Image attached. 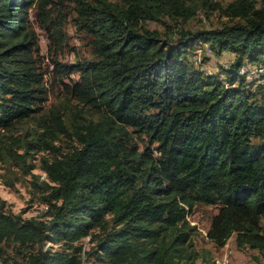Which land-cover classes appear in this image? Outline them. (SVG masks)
<instances>
[{"label":"trees","instance_id":"obj_1","mask_svg":"<svg viewBox=\"0 0 264 264\" xmlns=\"http://www.w3.org/2000/svg\"><path fill=\"white\" fill-rule=\"evenodd\" d=\"M69 1L67 10L63 0H0V129L41 112L48 98L32 16L52 56L68 43V21L92 54L53 60L58 75L77 74L62 82L76 104L52 110L36 137L56 152L42 166L47 180L34 182L45 213L23 218L0 202V244L12 239L24 255L0 264H82L88 236V264H195V204L218 206L206 232L216 246L235 233L238 247L264 255V73L258 83L239 73L243 59L264 68V3L233 0L224 14L234 24L174 39L167 20L195 16L191 0ZM199 45L237 62L200 70ZM58 134L75 140L69 151L51 143Z\"/></svg>","mask_w":264,"mask_h":264},{"label":"rangeland","instance_id":"obj_2","mask_svg":"<svg viewBox=\"0 0 264 264\" xmlns=\"http://www.w3.org/2000/svg\"><path fill=\"white\" fill-rule=\"evenodd\" d=\"M54 3L59 0H53ZM62 1V0H61ZM116 1V0H109ZM211 5L204 7L203 0H191V4L197 6L196 14L192 18L181 21L167 20L174 29L170 34L171 38H178L179 30L195 32L201 29H216L226 25L234 24L238 19H231L224 14L225 6L233 0H210ZM65 9H70L71 2L63 0ZM263 4L264 0H258ZM58 6V5H55ZM32 25L35 28L41 48V66L46 72L44 78L48 88V98L41 112L21 120L6 129H0V202H3V210L20 215L23 218L45 213L46 204L42 200L41 191L35 186L36 179L47 180L43 165L46 160H51L56 154L55 150L46 148L37 134L45 131V125L50 122L49 116L52 110L64 111L67 114L76 104V100L70 98L64 90L62 82L68 83L71 79H77V74L58 75L54 70L53 60L61 64H71L79 59L92 58L91 49L88 44L89 38L82 32L75 29L72 22L65 24L67 34V44L63 49L52 56L47 50V40L44 31L39 24L31 17ZM149 28L157 29L160 33L168 29L157 22H147ZM175 26V27H174ZM201 55L197 56V66L201 64L200 70L211 73H220L224 68L237 62V57L229 52H222L220 56L213 54L209 46H202ZM242 63H249L243 59ZM203 68V69H202ZM203 70V71H204ZM262 74L253 80L256 83L262 82ZM252 81V82H253ZM53 146L60 152H67L76 143L67 135L58 134L51 140ZM29 142V143H28ZM218 206L195 204L188 213V220L195 230L191 236V249L195 251L198 258L195 264H215L216 259H220L224 254H229L232 258L245 260L250 264H264V255L255 248L249 246L238 247L235 242L236 234L233 233L223 246H216L215 243L206 236L211 218L216 214ZM261 233L264 235V216L260 220ZM97 230V229H95ZM90 236L79 241L82 249L88 253L82 254V264L93 262L94 242H90ZM52 246V250H60L61 243L46 242L44 248ZM16 244L12 239L3 240L0 244V262L3 259L23 260L24 255L16 250Z\"/></svg>","mask_w":264,"mask_h":264},{"label":"built area","instance_id":"obj_3","mask_svg":"<svg viewBox=\"0 0 264 264\" xmlns=\"http://www.w3.org/2000/svg\"><path fill=\"white\" fill-rule=\"evenodd\" d=\"M203 45L197 46L193 50V61L198 62L197 56L201 55ZM206 46V45H204ZM239 73L244 75L248 81H253L257 75L264 73V68L250 63H242ZM215 264H250L245 260L232 258L229 254H224L220 259L215 260Z\"/></svg>","mask_w":264,"mask_h":264}]
</instances>
